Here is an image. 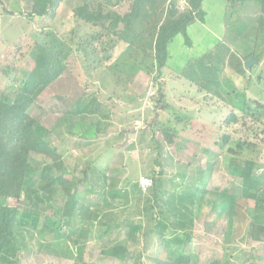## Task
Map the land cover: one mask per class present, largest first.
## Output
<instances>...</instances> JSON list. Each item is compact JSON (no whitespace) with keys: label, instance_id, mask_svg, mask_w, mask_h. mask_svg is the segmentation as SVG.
I'll return each mask as SVG.
<instances>
[{"label":"rangeland","instance_id":"374dc122","mask_svg":"<svg viewBox=\"0 0 264 264\" xmlns=\"http://www.w3.org/2000/svg\"><path fill=\"white\" fill-rule=\"evenodd\" d=\"M132 1L59 0L38 17L31 13L33 0H0V90L15 89L29 52L37 44L46 46L65 70L39 94L28 114L44 129L45 140L73 177H81L80 172L93 166L88 191L80 188L76 195L79 203L92 206L93 219L83 225L77 212L61 218L59 200L52 210L47 202L41 204L44 219L37 230H23L26 245L16 253V264H172L180 254L189 255L191 264H260L264 235L255 242L250 232L253 225L264 226V211L242 197L238 175L242 163L251 161L253 177L264 184V15L260 4L202 0L203 20L187 26L188 44L181 33L171 39L166 66L159 74L151 57L153 37L147 40L149 57L131 54L121 43L109 61L92 67L97 63L90 59L88 66L80 45L91 28L75 16L77 8L86 5L90 11L124 14ZM186 1L167 0L165 5L178 14ZM208 52L213 63L215 57L220 61L218 86L213 88L217 96L179 74L190 60ZM251 55L259 60L246 67ZM86 99L99 103L97 115L76 116L73 111ZM81 120H85L83 130L97 125L99 131L85 139L79 134L83 130L74 129ZM136 121L143 125L137 130ZM31 158V167L37 170L44 157L34 154ZM34 175L30 185L41 191L45 185ZM142 176L156 179L168 194L174 190L187 197L196 188L208 193L200 203L184 198L182 205L188 211L181 207L179 212L185 215L181 220L177 211H171L162 240L150 218L152 213L158 219L157 207L147 205L155 201L150 191L143 193L138 185ZM216 193L232 200L231 209L221 215L214 205ZM147 197L149 203H145ZM50 223H58L59 229L50 231ZM72 231L85 232L86 237L73 236ZM185 233L188 244H178ZM36 241L48 246L39 251ZM118 244L126 245L130 258L102 254Z\"/></svg>","mask_w":264,"mask_h":264},{"label":"trees","instance_id":"16d2710c","mask_svg":"<svg viewBox=\"0 0 264 264\" xmlns=\"http://www.w3.org/2000/svg\"><path fill=\"white\" fill-rule=\"evenodd\" d=\"M57 1L59 0H33L31 13L38 17L44 16L46 8L54 6ZM256 1L260 4L264 15V0ZM166 2L167 0H133L124 14L90 11L86 5L77 8L75 16L91 28L80 45L84 63L87 62L86 64L91 66L96 62L97 64L92 65L96 67L103 61H109L113 50L121 43L126 45L129 53L149 57L146 54V45L148 38L153 37L154 52L151 57L156 62V72L159 74L166 66L167 47L171 39L181 33L188 44L187 26L194 21H202L204 17L202 0H187V6L178 14L172 10V6L165 5ZM218 50L222 51L220 48ZM251 57L255 61L259 60L254 55ZM90 59L93 60L91 64ZM211 59H213L212 52H208L201 58L190 60L187 66L179 71V74L199 88L217 96L213 88L218 86L220 61L218 57H215V63ZM23 66L24 69L20 72L15 89L10 86L8 89L0 90V264H16V253L21 245H26L23 230L38 229L41 218L44 219L40 206L45 202L48 203L47 208L52 210L55 200H59L61 207L58 210L61 218H70L77 212L76 216L83 225H87L93 219L92 206L81 204L76 199L80 188L84 192L88 191L93 178V166H87L80 172L81 177H73L62 161L61 155L45 140L44 129L28 114V109L39 94L62 74L65 65L46 46L37 44L29 52ZM129 70L131 71V68ZM109 72L113 74L114 71ZM133 74L131 72L130 75ZM126 77L129 78L127 75ZM89 100L81 101L80 106L76 107L73 113L76 116L83 113L97 115L99 103L93 104ZM158 100H162L160 93H158ZM235 120V116L231 114V121ZM84 122L85 120L79 121L74 129L83 130ZM98 131L97 125L86 126V129L79 134L88 139ZM167 134L165 136H168ZM166 141L172 143L171 137H166ZM34 154L44 157L37 170L32 168L30 163L31 156ZM253 165L251 161H244L238 173L242 180V197L253 201L257 209L264 211V184L260 179L253 177ZM35 173H37V179L45 185L41 191L30 185ZM150 178L152 186L148 191L151 192L155 205H147L151 209L157 207L158 219L155 220L152 213H150V218L155 222L153 224L154 233L163 240V235L170 224L171 211H175L174 213L177 211L179 220H181L185 217L179 212L181 207L185 212L188 211L187 207L182 205L184 198L189 202L193 198L195 202L200 203L208 191L196 188L187 197L177 195L174 190L168 194L162 190V185L156 179ZM166 195L170 196V200L163 199ZM216 198L214 205L219 215L231 209V197L216 193ZM11 201L15 204H9ZM145 201L149 203L150 199H145ZM179 225V228L183 226L182 223ZM47 228L55 231L56 228L59 229V225L50 223ZM133 231L132 228L130 236L133 235ZM71 234L78 238L86 237L85 232L72 231ZM263 235L264 226H252L250 232L252 241H260ZM188 239L189 234L185 233L184 239L178 244L187 245ZM35 243L39 251L48 246L42 242L36 241ZM23 248L26 249V247ZM129 252L126 245L118 244L107 247L102 254L122 260L125 257L130 258ZM77 264L87 263L80 261ZM172 264H191L190 256L180 254ZM260 264H264V261Z\"/></svg>","mask_w":264,"mask_h":264},{"label":"built area","instance_id":"2783aa9c","mask_svg":"<svg viewBox=\"0 0 264 264\" xmlns=\"http://www.w3.org/2000/svg\"><path fill=\"white\" fill-rule=\"evenodd\" d=\"M134 124H135L134 127L136 130L140 129L141 126H143L141 125L142 123L140 121H136ZM138 185H139V188L141 189L140 191L146 192L152 186V179L150 177L142 176L139 178Z\"/></svg>","mask_w":264,"mask_h":264},{"label":"water","instance_id":"95a60500","mask_svg":"<svg viewBox=\"0 0 264 264\" xmlns=\"http://www.w3.org/2000/svg\"><path fill=\"white\" fill-rule=\"evenodd\" d=\"M233 19H235V15H233ZM255 63H256V61L253 58H248L247 61H246L245 66L249 67V66H251L252 64H255Z\"/></svg>","mask_w":264,"mask_h":264},{"label":"crops","instance_id":"0c3cea01","mask_svg":"<svg viewBox=\"0 0 264 264\" xmlns=\"http://www.w3.org/2000/svg\"><path fill=\"white\" fill-rule=\"evenodd\" d=\"M171 105H173V104L171 103Z\"/></svg>","mask_w":264,"mask_h":264}]
</instances>
